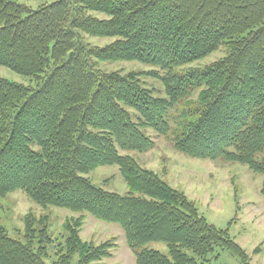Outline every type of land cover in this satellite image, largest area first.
Returning <instances> with one entry per match:
<instances>
[{
	"label": "trees",
	"instance_id": "1",
	"mask_svg": "<svg viewBox=\"0 0 264 264\" xmlns=\"http://www.w3.org/2000/svg\"><path fill=\"white\" fill-rule=\"evenodd\" d=\"M221 45L224 57L190 66ZM0 65L34 82L0 77V197L20 190L72 213L53 264L111 256L112 239L80 236L87 214L122 228L135 264H204L216 249L248 264L226 229L131 152L164 137L187 156L238 162L263 175L264 197V0H0ZM103 165L117 166L127 193L84 176ZM24 231L23 241L0 227V264H48L46 226L29 219Z\"/></svg>",
	"mask_w": 264,
	"mask_h": 264
},
{
	"label": "rangeland",
	"instance_id": "2",
	"mask_svg": "<svg viewBox=\"0 0 264 264\" xmlns=\"http://www.w3.org/2000/svg\"><path fill=\"white\" fill-rule=\"evenodd\" d=\"M16 1L36 9L41 4L54 0ZM93 14L103 16L100 13ZM85 40L93 45L103 46L110 42L111 38L85 36ZM228 51L226 46L221 45L216 51L192 62L190 66H203L224 57ZM98 67L125 72L132 69L144 70L145 66L137 61H98ZM0 77L24 84H34L29 77L1 65ZM146 79L153 82L150 78ZM152 86L158 87V84L153 83ZM154 141V146L148 151L141 153L133 151L131 154L142 166L153 170L173 188L193 201L198 213L209 223L220 229H226L230 238L245 253V262L264 264V197L260 191L263 175L238 162H217V160L195 158L179 153L164 137H156ZM84 176L106 190L119 194L127 193V186L115 165L98 166L84 173ZM71 215L72 213L66 209L41 206L20 190L0 197V227L11 237L24 241L25 221L29 219L35 223L41 221L46 226L47 234L53 241L48 245L49 257L45 259L48 264H53L56 258L55 245L64 243L67 235L64 223ZM80 236L95 243L106 239L115 242L111 256L96 264H135L134 256L119 225L98 220L87 214ZM148 245L167 253V247L162 242H152ZM76 259L75 256L73 261ZM204 264H243V262L240 257L225 249H216L208 255Z\"/></svg>",
	"mask_w": 264,
	"mask_h": 264
}]
</instances>
